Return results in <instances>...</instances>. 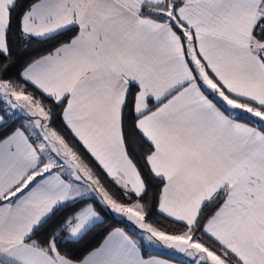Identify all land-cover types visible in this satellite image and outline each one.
<instances>
[{"label":"snow or ice","instance_id":"1","mask_svg":"<svg viewBox=\"0 0 264 264\" xmlns=\"http://www.w3.org/2000/svg\"><path fill=\"white\" fill-rule=\"evenodd\" d=\"M0 57V264H264V0H0Z\"/></svg>","mask_w":264,"mask_h":264},{"label":"trees","instance_id":"2","mask_svg":"<svg viewBox=\"0 0 264 264\" xmlns=\"http://www.w3.org/2000/svg\"><path fill=\"white\" fill-rule=\"evenodd\" d=\"M25 2H30V0H25ZM40 45L36 42L33 41L32 45L30 47V51L33 48H39ZM18 58V52L16 49L13 50V60L16 61ZM2 59V57H0ZM30 59V57H24L23 59L20 60V64L22 65L23 63H26ZM15 74V70L13 72ZM16 126H20V121L17 119ZM120 218L118 216H112L108 215L106 217V224L104 227H108L109 225L112 227H124L122 223H119ZM104 235H106V232L103 229H96L94 230V233L90 234L88 237L85 238L79 245H75L71 248V255H73L76 258H80L83 255H85L88 251H90L92 248L97 247L99 243L102 242ZM159 254L157 252H145V256L149 254ZM167 257V256H165Z\"/></svg>","mask_w":264,"mask_h":264},{"label":"crops","instance_id":"3","mask_svg":"<svg viewBox=\"0 0 264 264\" xmlns=\"http://www.w3.org/2000/svg\"><path fill=\"white\" fill-rule=\"evenodd\" d=\"M149 255H158V254L153 253V254H149ZM147 256H148V255H147ZM147 256H146V257H147ZM162 258H167V257L163 256Z\"/></svg>","mask_w":264,"mask_h":264}]
</instances>
